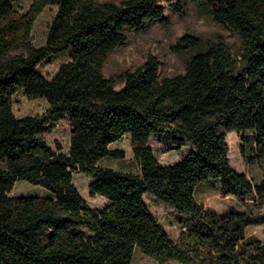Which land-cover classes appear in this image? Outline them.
<instances>
[{
    "label": "trees",
    "instance_id": "obj_1",
    "mask_svg": "<svg viewBox=\"0 0 264 264\" xmlns=\"http://www.w3.org/2000/svg\"><path fill=\"white\" fill-rule=\"evenodd\" d=\"M49 5L55 12L35 46L33 22ZM195 13L218 30L206 34L187 22ZM154 27L167 32L166 50L106 72L117 49ZM64 51L69 59L52 78L39 72ZM18 91L44 98L46 109L16 116ZM59 114L70 120L68 152L44 136ZM232 131L248 132L241 153L264 171V0H32L25 12L0 0V264H132L136 249L162 262L264 264V243L245 234L251 217L220 215L195 195L214 179L221 197L251 201L254 213L264 208V177L255 181L230 164ZM126 134L139 170L100 165L123 157L110 145ZM157 135L190 149L161 163L149 144ZM73 172L89 175L91 194L109 202L88 207ZM17 180L49 194L9 196ZM146 193L190 220L177 241Z\"/></svg>",
    "mask_w": 264,
    "mask_h": 264
},
{
    "label": "rangeland",
    "instance_id": "obj_2",
    "mask_svg": "<svg viewBox=\"0 0 264 264\" xmlns=\"http://www.w3.org/2000/svg\"><path fill=\"white\" fill-rule=\"evenodd\" d=\"M32 0H14V3L23 12L27 11ZM55 12V6H46L36 17L33 22L31 31V42L35 46L44 43L47 24ZM187 22L194 24L204 33H211L213 30H218V27L204 14H191ZM180 23V24H179ZM175 25L178 30L183 22ZM167 32L152 28L149 32L134 37L133 40L125 47L117 49L111 56L107 65L106 72L116 71L134 63L139 62L147 51L153 54L161 53L166 50L164 43L167 40ZM230 39V37H229ZM232 41V40H231ZM231 43V42H230ZM238 42L231 43L233 51L238 50ZM16 52H23L19 49ZM69 59V51H64L42 61L39 66V72L46 78L50 79L57 72L59 66ZM169 70L174 69L173 60H170ZM47 107V101L44 98L28 99L21 91H18L13 97L12 111L16 116L33 115L44 111ZM248 132L232 131L228 133L226 141L229 148V161L233 168L240 172H244L253 180H260L264 177V171L256 163H249L247 157L241 153L243 145V135ZM44 136L46 140L53 145L54 141H59L62 145V150L68 152L69 137H70V120L67 114L55 115L52 121L45 127ZM228 138V139H227ZM149 144L153 149L155 157L164 164H169L179 160L181 155L190 149L189 145L182 147L180 150L172 148V140L163 135L151 136ZM245 153L250 155L251 145H244ZM111 149H119L123 151L122 158H113L110 156L104 157L99 164L108 166L116 170L137 172L139 167L133 157L130 137L124 135L110 145ZM73 183L78 189L81 196L84 198L88 207L98 209L105 206L109 201L100 194H91L89 184L92 178L83 172H73ZM49 191L40 185H35L26 180H17L8 193L9 196L20 195H48ZM196 198L201 202L206 209H211L220 215L231 212H242L249 215L252 219V224L245 228L247 236H255L264 243V208L259 212H252V202H240L231 196L221 197L219 194V184L217 180L207 179L202 181L196 188ZM145 200L151 211L156 216L157 220L163 225L170 237L177 241L181 232L186 228L190 220L187 216L179 213L177 210L162 202L150 193L145 194ZM132 264H185L182 261L170 259L160 261L158 258L147 255L136 249L133 255Z\"/></svg>",
    "mask_w": 264,
    "mask_h": 264
},
{
    "label": "bare ground",
    "instance_id": "obj_3",
    "mask_svg": "<svg viewBox=\"0 0 264 264\" xmlns=\"http://www.w3.org/2000/svg\"><path fill=\"white\" fill-rule=\"evenodd\" d=\"M228 139V138H227Z\"/></svg>",
    "mask_w": 264,
    "mask_h": 264
}]
</instances>
